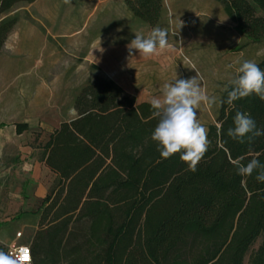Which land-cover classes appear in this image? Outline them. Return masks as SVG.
<instances>
[{
	"label": "trees",
	"instance_id": "trees-1",
	"mask_svg": "<svg viewBox=\"0 0 264 264\" xmlns=\"http://www.w3.org/2000/svg\"><path fill=\"white\" fill-rule=\"evenodd\" d=\"M36 1L0 0V18ZM215 1L242 37L264 41V0ZM123 2L151 28L164 12V0ZM17 24L16 17L0 21V54ZM258 65L264 70V60ZM234 105L221 102L208 150L192 172L179 153L161 157L150 102L137 103L101 76L82 87L76 118L43 148L40 161L55 180L34 212L32 264H245L258 240L249 264H264V182L256 173L237 175L232 164L239 157L264 163V135L251 144L227 135L238 110L264 129V101L253 94ZM28 130L16 125L19 136Z\"/></svg>",
	"mask_w": 264,
	"mask_h": 264
},
{
	"label": "rangeland",
	"instance_id": "rangeland-1",
	"mask_svg": "<svg viewBox=\"0 0 264 264\" xmlns=\"http://www.w3.org/2000/svg\"><path fill=\"white\" fill-rule=\"evenodd\" d=\"M57 6L64 10L57 13V21L64 20L66 30H81L78 36L49 39L45 44L36 41L35 28L42 32L64 27L50 29L31 5L20 4L0 18L18 19L0 54V130L1 142L6 143L0 153V238L8 247H30L40 219L34 213L40 204L35 200V155L41 160L50 135L63 122L76 118L74 99L96 76L114 82L142 103L160 97L165 82L198 73L202 89L217 100L214 105L202 103L197 110L199 121L209 130L216 125L237 61L259 64L264 60V41L242 37L215 0H164L156 27L166 31L169 46L150 57L135 50L129 56L127 45L135 34L147 36L153 28L134 18L123 0H61ZM35 51L44 58L35 59ZM52 52L55 56L49 57ZM17 124H27L29 130L17 137L13 132ZM47 175L37 171L39 184L53 185L54 176ZM260 243L251 248L245 264Z\"/></svg>",
	"mask_w": 264,
	"mask_h": 264
},
{
	"label": "clouds",
	"instance_id": "clouds-1",
	"mask_svg": "<svg viewBox=\"0 0 264 264\" xmlns=\"http://www.w3.org/2000/svg\"><path fill=\"white\" fill-rule=\"evenodd\" d=\"M168 46L167 33L159 27L153 28L147 36L136 33L127 45L130 57L133 56V50L141 56L150 57ZM237 64L236 75L229 81L231 90L227 92V100L221 102L234 108V101L253 94L264 101V70L253 60L237 61ZM198 76L197 73L188 79L175 77L173 81L165 82L161 87V96L151 100L152 115L158 119L151 139L157 142L161 157L168 159L179 153L180 160L192 172L197 170L210 144L208 129L199 121L197 110L202 103L214 105L217 102L215 96H208L202 89ZM227 135L239 143L247 141L251 144L255 138L264 135V129L257 128L250 114L238 110ZM232 164L237 175L250 177L256 173L255 179L264 182V163L258 158L253 157L244 163V158L239 157ZM0 264H19V261L0 250Z\"/></svg>",
	"mask_w": 264,
	"mask_h": 264
},
{
	"label": "crops",
	"instance_id": "crops-1",
	"mask_svg": "<svg viewBox=\"0 0 264 264\" xmlns=\"http://www.w3.org/2000/svg\"><path fill=\"white\" fill-rule=\"evenodd\" d=\"M59 1H61V0H37L34 4L31 5V6H35V11H37V14L39 16H41L42 18H44L48 22L50 29L52 27H57L58 25H59V27H61V26L64 27L60 31L59 30L55 31L54 29H51V30L44 29L45 31H42V32L39 30H36V28H35V38H37L36 41L38 40L40 42V40H41V43L45 44L48 42L49 39H51L52 41L71 39V38L78 36L81 33V30L71 31V28H68L66 30L65 29L66 24H65L64 20H62L61 22L57 21V16H56L57 13L64 11L57 6ZM46 5H48V6H46ZM45 7H48V9H46ZM37 21H38V24H41L40 26L42 28H46V25H44L42 22H40V20H37ZM118 36H119V31H117V33L115 34V38H118ZM113 40H114V38H113ZM53 56H55L54 52H52L49 55V57H53ZM42 58H44L43 53L40 51H35V59L39 60ZM37 70H35V71H37ZM36 76H37V74H36ZM35 82H36V79H35ZM36 87H37V85H35V92L38 91V90H36L37 89ZM46 88L47 87H44L42 90L45 91ZM36 98H39L38 95ZM145 102H148V101H145ZM37 116H39V113H37ZM37 119H39V118L37 117L35 119V122L37 121ZM25 123H27V122H25ZM13 132H14V135H16L17 137L22 136V135H20V136L17 135L16 126L13 127ZM2 139H3V132H2V130H0V142ZM5 147H6V143L1 142L0 143V153H2L5 150ZM38 152H39V150L35 149V154H37ZM37 171L44 172L45 175L48 174L49 176H54L44 166V164L41 163V161L39 160L37 155H35V182H37V183H35V200H42L47 196L52 184L51 183L48 185L39 184V181H38L39 177L37 176ZM54 178H55V176H54ZM52 180H54V179H51V182H52ZM0 247L6 248V252H7V249L10 247H13V245H10L8 247L6 245V241H4L0 238Z\"/></svg>",
	"mask_w": 264,
	"mask_h": 264
},
{
	"label": "built area",
	"instance_id": "built-area-1",
	"mask_svg": "<svg viewBox=\"0 0 264 264\" xmlns=\"http://www.w3.org/2000/svg\"><path fill=\"white\" fill-rule=\"evenodd\" d=\"M6 253H9L14 258H17L19 264H32L31 251L27 246L10 247L7 249Z\"/></svg>",
	"mask_w": 264,
	"mask_h": 264
}]
</instances>
